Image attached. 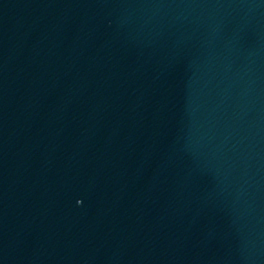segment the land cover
Instances as JSON below:
<instances>
[{
  "label": "water",
  "instance_id": "water-1",
  "mask_svg": "<svg viewBox=\"0 0 264 264\" xmlns=\"http://www.w3.org/2000/svg\"><path fill=\"white\" fill-rule=\"evenodd\" d=\"M0 264H264V0H0Z\"/></svg>",
  "mask_w": 264,
  "mask_h": 264
}]
</instances>
